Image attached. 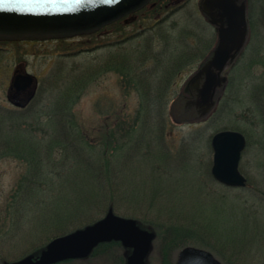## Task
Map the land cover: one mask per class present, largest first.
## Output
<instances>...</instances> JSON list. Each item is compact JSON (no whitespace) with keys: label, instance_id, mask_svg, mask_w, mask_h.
<instances>
[{"label":"rangeland","instance_id":"1","mask_svg":"<svg viewBox=\"0 0 264 264\" xmlns=\"http://www.w3.org/2000/svg\"><path fill=\"white\" fill-rule=\"evenodd\" d=\"M169 3L154 0L92 34L0 41V264L24 261L54 237L104 217L111 185L117 214L161 225L146 264H172L185 246L208 249L225 264H264V0H248V40L223 98L193 121L178 120L173 101L218 34L201 0L174 10ZM185 51L190 63L172 74L166 66ZM20 63L39 78L23 109L7 98ZM155 71L169 77L173 94L158 116L143 109L138 83L141 73L155 82ZM224 129L247 137L245 187L211 174V139ZM196 231L212 243L196 233L182 240L181 232ZM98 251L70 264H114L126 253L115 243Z\"/></svg>","mask_w":264,"mask_h":264},{"label":"water","instance_id":"2","mask_svg":"<svg viewBox=\"0 0 264 264\" xmlns=\"http://www.w3.org/2000/svg\"><path fill=\"white\" fill-rule=\"evenodd\" d=\"M151 0H68L57 11H20L0 8V40H45L74 37L98 31L130 13H134ZM221 5L218 26L220 44L214 56L200 71L205 79L196 100L197 112L205 114L215 104V96L224 87L227 76L222 75L225 66L233 60V54L224 46L238 35L246 37L248 21L245 4L237 0H218ZM244 40V39H243ZM38 78L27 71L24 64L16 66L7 90L9 101L26 107L36 95ZM213 164L211 172L222 184L244 187L247 177L240 170L247 138L239 130L224 129L211 139ZM154 234L141 228L133 218L109 212L103 218L86 227L78 228L52 239L38 257H28L18 264H52L57 261L88 255L100 242L120 240L131 247L129 264H144L150 251ZM177 264H224L204 248L186 246L179 254Z\"/></svg>","mask_w":264,"mask_h":264},{"label":"flooded vegetation","instance_id":"3","mask_svg":"<svg viewBox=\"0 0 264 264\" xmlns=\"http://www.w3.org/2000/svg\"><path fill=\"white\" fill-rule=\"evenodd\" d=\"M153 1H152V3H153ZM185 2H186V0H183V1H181V0H170L169 4L171 6H173V10H174L175 8H177L179 6H182ZM201 3H202V5H200V6H202V8L206 7L208 10H210V11H208V14H209L208 16L210 18V22L215 26V29H216L217 34H218V41H217L216 46L214 48H212L210 53L205 58L203 64L200 65L198 70L186 82V86H185V90H184L185 95L180 94L179 97L173 101V108H175L177 105L181 108V110H180L181 114L180 113H179L180 115L178 114V116H179L178 120H183V121H193V120L197 119L196 118L197 115L195 114L196 109H197V107H196V100L198 97L197 95H198L199 90L202 87L204 79H205L204 75L203 74L201 75L200 71L210 61V59L214 56L215 50L217 49V47L220 44L218 26L215 23V21L220 16L221 5L218 3V0H201ZM237 4L238 5H242V4L244 5L245 4L246 17H247L248 28H249L250 16L248 14V0H237ZM243 39L241 36L238 35L232 41L226 42L224 44V46L227 47L228 51H230V53L235 55V56H234L233 60H230V62L226 65L225 69L222 71L223 74H228V75L230 74L231 70L234 69L235 65L237 64L238 59L241 57L242 53L244 52L245 46H246L245 42L247 40V33H246V37ZM30 42H34V41H30ZM123 62H124V59L121 58L120 63L123 64ZM109 242H111V241H109ZM99 248H100V246L97 248L96 252H92L90 255L91 256L97 255L98 254L97 252H99L98 251ZM126 249H127L126 250L127 254L124 257V260L120 261L119 263H114V264H129L128 259H129L130 255L132 254L133 249L130 247H127ZM70 263L71 262L69 259V260H61V261H58V262H55L52 264H70ZM144 264H146V261L144 262Z\"/></svg>","mask_w":264,"mask_h":264},{"label":"trees","instance_id":"4","mask_svg":"<svg viewBox=\"0 0 264 264\" xmlns=\"http://www.w3.org/2000/svg\"><path fill=\"white\" fill-rule=\"evenodd\" d=\"M186 53L184 52H181V53H178L177 54V62L176 64H171V66H166L168 68L171 69V73H175L177 69V64L180 66V67H184L185 64H188L190 63V58L188 55L189 53H187L188 51H185ZM184 63V64H183ZM123 64L125 65H130V61L128 60V58H126L123 62ZM181 69V68H180ZM152 75L156 76L157 80L155 82H152V81H149V80H144V73H141V80L139 79L138 80V83L140 82V84L142 85V89H143V92H142V97H143V102H142V106L143 109L147 110L148 112L150 113H153L154 115L158 116L159 114L160 115H164L163 113V110L166 109V106L168 104V102L170 101V98L171 96L173 95L171 93L172 89H171V86H170V79L169 77H167V79L165 77H160L159 76V73L157 71H155L154 73H151ZM140 75V74H139ZM175 75V74H174ZM261 92L263 93L264 91L261 90ZM223 98V97H222ZM259 100V102L261 104H263L262 100H260L259 98L257 99ZM228 103V102H227ZM152 111V112H151ZM146 114V113H145ZM32 150L34 149H31V147H27V151L33 156V157H36L38 158V155H37V152L36 153H32ZM26 153V152H25ZM117 176V175H116ZM112 179L115 180V183H116V187H117V193L119 194H123V191L122 189L118 186L119 184V181H118V177H115L113 175ZM121 183V182H120ZM111 192H105L104 196L102 199H104V197L107 199V197H109V201H105L107 205V211H106V214L109 213V212H114V213H117L116 209L119 210V208L121 209L120 206H117V198L115 196V188H113V186L111 185ZM118 207V208H117ZM127 217H131V218H134L138 224L144 228H147L153 232L156 233V228L155 227H158L160 228L161 225L159 223H155L153 221H150V220H146V219H140V218H137V217H134V216H127ZM148 223L147 225H145L146 223ZM93 222L91 221L90 223H87V224H84L82 226H79L75 229H78L80 227H86L87 225H90L92 224ZM150 226V227H149ZM160 226V227H159ZM73 229V230H75ZM72 231V230H70ZM190 233V234H189ZM191 233H196L197 237H200L201 238V242H211V239H209L207 236V234H205L204 232L203 233H198L197 231L196 232H187V236H186V232H181L180 235L183 236V239H185V237H189V235H192ZM114 243H116V241H113ZM202 244V243H201ZM45 247L44 244H42L39 248H37L36 250L34 251H37V254H33L32 257H35L36 255H38L42 250L43 248ZM207 247V246H206ZM96 252V250L94 251ZM216 255V254H215ZM173 258V257H172ZM175 261H176V258L172 259V264H175ZM4 264H14L15 262H12V261H8V260H4L3 261Z\"/></svg>","mask_w":264,"mask_h":264},{"label":"snow or ice","instance_id":"5","mask_svg":"<svg viewBox=\"0 0 264 264\" xmlns=\"http://www.w3.org/2000/svg\"><path fill=\"white\" fill-rule=\"evenodd\" d=\"M68 0H0V8H15L20 11L42 12L62 10L61 4Z\"/></svg>","mask_w":264,"mask_h":264}]
</instances>
